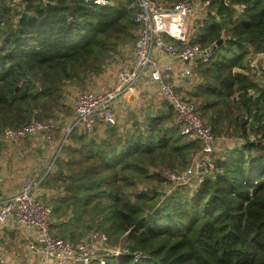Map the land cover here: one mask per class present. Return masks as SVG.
<instances>
[{"label":"trees","instance_id":"obj_1","mask_svg":"<svg viewBox=\"0 0 264 264\" xmlns=\"http://www.w3.org/2000/svg\"><path fill=\"white\" fill-rule=\"evenodd\" d=\"M209 1L210 15L191 39L213 46L210 61L197 64L203 84L195 97L203 103L199 112L210 111L205 121L215 136L232 125L244 143L229 159H216L193 192L181 186L166 194L151 183L166 184L154 169L181 170L200 148L173 126L168 107L128 129L102 126L90 137L72 132L47 182L63 193L51 202L53 235L73 244L94 229L116 238L128 253L106 264H264V89L248 75L249 50L264 53V0ZM135 15L131 0L105 7L2 0L0 135L32 118L56 120L67 88L86 89L115 52L134 44ZM136 253L146 257L135 259Z\"/></svg>","mask_w":264,"mask_h":264},{"label":"built area","instance_id":"obj_2","mask_svg":"<svg viewBox=\"0 0 264 264\" xmlns=\"http://www.w3.org/2000/svg\"><path fill=\"white\" fill-rule=\"evenodd\" d=\"M115 1L84 0V3L92 7H105ZM131 1L136 7L134 22L138 26L136 41L129 47L133 65L117 70L114 83L100 90L78 92L72 100L73 118L67 123L63 124L60 114L56 115L54 121L32 118L21 128L4 129L0 135L1 142L16 146L33 137H42L51 144L55 142L57 131H60L51 163L42 169L37 178H27L17 194L0 204V231L18 233L21 244L37 256L40 264H106L108 259H114L117 263L122 255L128 253L120 244L111 246L107 234L99 231L89 232L76 244L54 236L51 232L52 207L39 198L38 189L43 179L57 171L56 162L72 132L78 131L90 137L97 125H116L114 109L117 100L132 89L143 73L148 75L160 98L171 108L173 126L200 147L181 170L170 171L164 166L154 169L153 172L168 185L166 194L177 187L189 186L191 181L199 183L210 176L213 156L222 151L223 145L232 150L233 146L239 147L244 143L241 137H216L211 126L200 115L199 102L177 93L172 84L165 82L164 69L157 56L161 52L172 61L196 65L210 61L213 46L201 47L191 43L192 33L188 26L189 21L202 24L210 1L178 0L166 5L157 0ZM249 51L253 55L251 61L256 57L264 59V53ZM58 194L63 193L58 190ZM145 257L142 253L135 254V259Z\"/></svg>","mask_w":264,"mask_h":264},{"label":"crops","instance_id":"obj_3","mask_svg":"<svg viewBox=\"0 0 264 264\" xmlns=\"http://www.w3.org/2000/svg\"><path fill=\"white\" fill-rule=\"evenodd\" d=\"M207 14L210 15L209 10ZM192 25H195V32L198 26L196 22L189 21L188 26L192 33L191 39L195 35V32L193 33L191 30ZM128 48L127 46L121 47L118 54L114 55L112 64H109L101 75L92 80L96 84H101V89L108 84L114 83L117 70L130 68L133 65L134 59L131 50H128ZM157 56L164 69L163 78L165 82L172 84L177 93L190 100L199 102V105H203L201 100L195 97L196 89L203 84L197 72L196 63L172 61L161 52L157 53ZM71 91H73L71 87L67 88V92L71 93ZM168 109L167 104L163 102L155 86L150 82L148 75L143 73L140 79L133 85L132 89L123 93L117 100L114 109L116 125L120 128L128 129L134 127L136 124L141 125L144 123V116L152 115L156 117L163 115ZM64 111V113H57L62 116L63 124L73 118L72 101L68 103V100H66ZM148 111L149 113H147ZM209 112H200L204 120L206 119L208 123L212 119L211 113ZM101 127L97 125L96 128ZM59 137L60 131H57L55 142L51 144L45 142L42 137L29 138L19 146L1 142L0 204L6 198L17 194L27 178H37L42 169L51 163L53 154L56 151L55 143L59 140ZM234 151L232 150L231 152ZM64 159V153H62L56 162L57 170H59L61 160ZM52 175L43 179L38 189L39 198L48 205H51L52 199H49L47 202V198L51 196H53L52 198L58 197V190H60L49 184L47 185V182L49 183L53 177ZM6 233L7 238L3 235L4 232L0 231V264H40L37 256L30 253L26 246L21 244V239L17 240L15 238V233L10 231Z\"/></svg>","mask_w":264,"mask_h":264},{"label":"rangeland","instance_id":"obj_4","mask_svg":"<svg viewBox=\"0 0 264 264\" xmlns=\"http://www.w3.org/2000/svg\"><path fill=\"white\" fill-rule=\"evenodd\" d=\"M17 1H19V0H17ZM17 3H19V2H17ZM191 30H192V32L194 33L195 32V25H192L191 26ZM128 46V45H127ZM132 45H130L129 47H131ZM130 48H128V50H129ZM127 51V50H126ZM116 54H118V52H115V55ZM251 58H253V55H251L250 56ZM251 61V60H250ZM109 64H112V60H111V62L109 63ZM107 67V66H106ZM105 67V68H106ZM249 67H250V72H249V76L252 78V80L256 83V85H258L259 86V88L260 89H264V59H261V58H258V57H256L255 59H253L252 61H251V63H249ZM89 87V88H88ZM86 89L84 88V89H78V90H76L75 88H72V90L73 91H71V93H69V92H67V90H66V93H67V96H66V100H68V103L69 102H71L72 100H73V98H74V96L78 93V92H80V91H83V90H100L101 89V84H96V83H94V81H92V83H90V85L88 86ZM65 111H62V113H64ZM237 113V112H236ZM238 114V113H237ZM240 114V113H239ZM206 120V119H205ZM41 121V120H40ZM53 121V120H52ZM45 122V121H44ZM97 127V126H96ZM95 127V128H96ZM232 125L231 126H229V129L231 130L232 128ZM246 127H247V125H246ZM229 129H227V131L223 134V135H225V136H227V137H236V136H234V135H232V133H231V131L229 130ZM248 131V130H247ZM247 133H249L251 136H250V138L251 139H254V136L252 135V133H250L249 131L247 132ZM216 137H219V136H216ZM233 147H235V146H233ZM2 148H0V150H1ZM233 150V149H232ZM231 149H228L225 145H223V147H222V151H220V152H217V153H215V155L213 156V168H214V161H216V159H222L223 161H225V160H227V159H229L230 158V155H232L234 152H231L232 151ZM238 153H236L235 155H237ZM151 183L153 184V187H157V186H164V187H166V188H164L165 190L164 191H166L167 190V188H168V185L167 184H159V183H157L155 180H153V181H151ZM196 184L197 183H195V180L194 181H191V184L189 185V186H187L188 188H189V190L190 191H192L193 192V190H194V188H196ZM190 195V194H189ZM53 196H51L50 198H47L48 200H47V202L49 201V199H54V198H52ZM46 200V199H45ZM51 206V205H50ZM96 229H94L93 231H95ZM52 234H53V232H52ZM4 236H5V238H7L6 237V235H7V233L6 232H4V234H3ZM3 236V237H4ZM15 238L17 239V240H19L20 239V236H19V234L18 233H15ZM110 243V245L111 246H116V245H118V244H116V242H117V239L116 238H114V239H110V241H109Z\"/></svg>","mask_w":264,"mask_h":264},{"label":"water","instance_id":"obj_5","mask_svg":"<svg viewBox=\"0 0 264 264\" xmlns=\"http://www.w3.org/2000/svg\"><path fill=\"white\" fill-rule=\"evenodd\" d=\"M85 4V3H84ZM70 22H72V19L69 20ZM222 41L220 40L216 45H219ZM149 113V111L147 112ZM107 126H110L109 124H107Z\"/></svg>","mask_w":264,"mask_h":264}]
</instances>
